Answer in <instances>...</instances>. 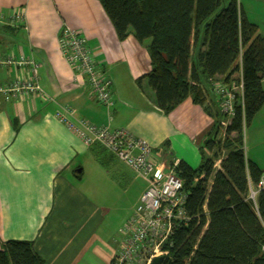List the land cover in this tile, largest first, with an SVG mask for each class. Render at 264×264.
Wrapping results in <instances>:
<instances>
[{
    "label": "crops",
    "instance_id": "0c3cea01",
    "mask_svg": "<svg viewBox=\"0 0 264 264\" xmlns=\"http://www.w3.org/2000/svg\"><path fill=\"white\" fill-rule=\"evenodd\" d=\"M14 13H20L22 21L8 25ZM0 15V55L33 60L38 85L52 99L12 94L5 99L0 92V241H32L44 264H111L120 242L99 229L109 202L107 192L120 176H113L107 159L105 164L98 159L107 153L104 149L87 147L53 118L56 108L69 105L77 117L94 125L128 130L144 139L156 162L165 166L184 161L194 167L213 120L191 98L168 114L156 108L154 92L144 78L150 71L149 41L140 44L132 35L119 41L97 0H0ZM62 24L81 34L111 79L109 110L81 81H72L58 45ZM26 71L0 68V88L9 87ZM263 85L264 78L262 89ZM263 108L248 124L249 134L264 132ZM247 153L246 158L264 172L260 157Z\"/></svg>",
    "mask_w": 264,
    "mask_h": 264
},
{
    "label": "trees",
    "instance_id": "16d2710c",
    "mask_svg": "<svg viewBox=\"0 0 264 264\" xmlns=\"http://www.w3.org/2000/svg\"><path fill=\"white\" fill-rule=\"evenodd\" d=\"M97 1L119 41L129 35L140 44L149 41L150 71L144 78L156 108L168 114L191 98L213 120L198 148L199 166L168 165L182 182L189 223L174 231L171 246L164 245L168 255L162 264H264V194L257 195L255 207L247 198L249 183L255 185L264 172L243 148V130L264 105V36L247 20L239 0ZM238 72L243 105L222 127L210 82H228ZM102 153V164L104 154L116 159ZM0 264L44 260L32 241L8 240L0 241Z\"/></svg>",
    "mask_w": 264,
    "mask_h": 264
},
{
    "label": "built area",
    "instance_id": "2783aa9c",
    "mask_svg": "<svg viewBox=\"0 0 264 264\" xmlns=\"http://www.w3.org/2000/svg\"><path fill=\"white\" fill-rule=\"evenodd\" d=\"M3 17L0 15V21ZM8 25L22 21L20 13L11 16ZM58 45L61 55L72 71V81H81L87 93L106 110L113 105L112 81L99 68L92 52L81 34L62 24L58 30ZM13 67L23 70L7 88H0L5 99L9 95L34 96L43 100L49 98L38 85L37 65L24 56L0 55V68ZM210 91L217 103L219 113L224 117L220 125L225 127L234 115L235 108L243 105V83L241 73H235L228 82L215 78L210 82ZM53 118L67 131L75 135L87 147L100 145L119 162L130 168L143 179L146 187L139 197L132 215L119 230L122 236L119 251L112 264H150L154 258L166 257L165 244L178 227H187L189 216L184 209L186 195L182 182L174 174L172 166L158 164L153 148L144 140L132 135L126 129H111L109 125H94L77 117L69 105H59ZM259 193L264 194V173L255 185L249 183L247 198L256 205ZM264 250V247L262 248Z\"/></svg>",
    "mask_w": 264,
    "mask_h": 264
},
{
    "label": "rangeland",
    "instance_id": "374dc122",
    "mask_svg": "<svg viewBox=\"0 0 264 264\" xmlns=\"http://www.w3.org/2000/svg\"><path fill=\"white\" fill-rule=\"evenodd\" d=\"M239 3L249 12L250 20L257 24L259 33L264 35V0H239ZM262 115L264 116V114ZM251 131L249 126L243 130L244 151L246 153L249 152L248 156H259L264 162V132L262 134H258V132L249 134ZM104 155L107 157L106 164L113 176L119 175L120 178L118 179L119 181L114 182L113 189L109 188L107 192L109 198L107 196L106 198L109 199V202L105 207V213L103 219L100 221L101 227L99 230L105 232L109 237L114 236L115 242H121L122 236L119 234V230L132 215L138 204L135 201L137 194L146 184L118 160L110 158L107 154ZM199 163L200 160L198 163H193L194 167L192 168H197ZM217 168H219V161L214 165V169Z\"/></svg>",
    "mask_w": 264,
    "mask_h": 264
},
{
    "label": "water",
    "instance_id": "95a60500",
    "mask_svg": "<svg viewBox=\"0 0 264 264\" xmlns=\"http://www.w3.org/2000/svg\"><path fill=\"white\" fill-rule=\"evenodd\" d=\"M163 262V257H157V258H154L150 264H162Z\"/></svg>",
    "mask_w": 264,
    "mask_h": 264
}]
</instances>
